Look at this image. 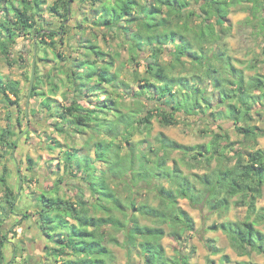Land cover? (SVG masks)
Wrapping results in <instances>:
<instances>
[{"label": "trees", "instance_id": "obj_1", "mask_svg": "<svg viewBox=\"0 0 264 264\" xmlns=\"http://www.w3.org/2000/svg\"><path fill=\"white\" fill-rule=\"evenodd\" d=\"M71 1L54 0L48 6L50 14L62 18L59 29L63 32ZM79 1L90 4L94 24L124 34L129 42V62H138L140 54L146 55L143 72L133 73L140 83L137 90L121 77L125 67L116 65L117 53H106L94 43L84 45L81 58L76 59L77 69L67 75L72 89L88 104L74 99L61 109L50 101L52 95L38 91L42 81L34 66L29 94L42 96L48 111L59 109L55 129L68 136L87 132L92 137L97 133L92 144L86 138L79 149L69 147L63 156L65 169L81 174L78 178L87 185L91 200L83 190L74 200L61 197L58 183L38 196L40 208L35 222L44 237L38 234L37 241L48 240L50 245L43 246L46 258L57 264H111L113 256L107 243L113 242L125 250V264H134L135 258L141 264H196L191 262L190 252L180 250L182 240L195 231L192 216L179 205L182 198L219 216L234 207L244 208L243 218L213 221L206 229L221 230L240 254H264V231L259 227L264 224V207H257L264 188V148L257 147L262 132L253 123L254 115L264 117V73L246 75L226 48L218 49L214 44L222 39L231 7L251 2L256 9L264 4L260 0H194V10L190 0ZM41 2L20 0L15 7L11 0H0V56L7 59L10 46L21 36L37 35L41 40L33 43L36 49L41 44H55L59 32L44 27L38 12ZM260 15L258 27L264 33V14ZM257 66L255 62L247 67ZM207 86H211L210 93ZM124 90L134 98L133 105L117 99ZM56 91L54 86L53 95ZM0 97L8 106V122H14L13 128L8 124L0 132V144L8 152L14 143L8 138L20 127L19 82L0 74ZM183 115H197L210 123L230 122L242 139L231 141L221 125V132L204 144L186 145L164 133L149 137L154 117L170 126L178 124ZM141 125L146 135L134 140ZM174 152L182 155V162L204 163L208 170L185 173L177 159L171 158ZM213 161L216 163L211 166ZM7 168L4 165L0 174L4 188L0 201V264H18L15 250L20 241L18 237L10 240L2 227L7 218L17 214L18 205V192L7 179ZM31 170L28 167L27 173ZM11 226L15 234L21 222ZM115 233H122L123 239L120 241ZM166 236L178 244L173 255H168L163 244ZM206 243L211 254L222 252L214 239ZM228 262L227 255H221L218 264ZM206 264H215V260L208 258Z\"/></svg>", "mask_w": 264, "mask_h": 264}, {"label": "rangeland", "instance_id": "obj_2", "mask_svg": "<svg viewBox=\"0 0 264 264\" xmlns=\"http://www.w3.org/2000/svg\"><path fill=\"white\" fill-rule=\"evenodd\" d=\"M11 1L14 2L15 7L20 4V0ZM53 1L43 0L38 12L46 24L44 27L54 28L59 32L58 36L54 38L55 44L53 46L41 44V47L36 49L33 43L41 40L40 38L37 39V35L21 36L10 46L7 59L0 56V74L2 77L6 80H17L19 82V110L22 112L20 114V127H16L17 134L8 138V140L14 142L13 147L5 152L4 146L0 144V174L3 166L7 165V179L14 192H18V205L15 207L17 214L7 218L5 225L2 226L6 228L3 231L10 240H15L18 237L17 239L21 242L18 241L20 245L16 242L17 250L15 251L18 256V260H16L18 264H50L54 262L52 258H46V253H39L41 259L30 255L39 247L46 252L47 249L43 246L50 245L46 239V241L39 240L40 244L38 246H32V241L39 239V235H41L40 238L44 237L37 229V223L35 222L36 214L40 208L38 196L42 192L51 191L55 187V183H58L60 186L58 194L61 197L74 200L77 198L79 191L83 190L85 197L91 200L87 185L78 178L81 174L75 175V173L67 171L63 156L64 151L69 147L73 146L79 149L86 138H89L91 140L90 144H92L97 137V133L93 132L95 133L92 136L93 138L87 132L74 133L73 136H68L69 134H62L55 129V123L59 121L57 112L62 105H69L74 99L79 100L83 105L88 104L87 99L81 97L78 92L72 89L67 72L77 69L78 60L76 59L81 58L84 45L94 43L106 53H117L115 57L116 65L125 67L121 77L134 89L140 90V83L134 78L133 73L135 70L138 74L143 72L144 57L146 55L140 54V57L137 58L138 62H129L127 60L129 59V42L125 40L124 34L122 35L125 38L118 29L107 30L106 27L94 24L92 21L95 17L93 18L89 12L90 4H80L79 0L71 1V13L68 20L64 22L66 30L63 32L59 29L62 18L50 14L48 11V6ZM190 1L191 8L196 10L197 6L194 0ZM260 1V4H264V0ZM263 7L259 6L255 9L251 2L239 3L231 7L227 18L224 20V31L221 33L222 39L214 43L218 49L226 48L227 54L235 57L236 66L244 69V73L248 76L255 71L264 73V33L258 27L260 14H264ZM10 12L12 15L13 12ZM38 27L40 26L38 25ZM41 38L44 40L43 37ZM45 39L48 42L50 41L49 38ZM56 52H59L61 56L57 57ZM255 62L258 63L256 69L247 67L250 63ZM34 66H36L37 75L41 77L42 81L38 91H42L48 96L52 95L50 101L55 107L59 108H52L54 114L44 107L42 96L35 95L31 97L28 94L30 82L32 76H34ZM51 71L52 74L50 75ZM54 86L57 90L55 95L52 92ZM210 92L211 86H207V93ZM120 93L119 96H116L119 101L125 102L127 105L134 104V98L125 90ZM53 99H56V102L52 101ZM7 110L8 106L0 97V132L8 124L11 128L14 125V122H8ZM24 111L28 114L25 115L26 118ZM253 123L258 125L262 132V135L257 139V147L264 148V117L254 115ZM220 125L224 128L222 130L227 131L231 141H241L242 137L230 122L223 123L218 120L216 123H210L209 120L199 118L197 115L179 116V123L170 126L162 125L159 118L154 117L151 120L149 137L152 139L156 134L164 133L186 145L204 144L211 141L214 133L221 132ZM145 135L146 130L141 125L134 133L133 138L139 140L144 138ZM54 141L59 142V146H56ZM171 158L177 159L182 170L187 174L204 173L208 170L204 163L187 164L182 162V155L178 152H174ZM215 163L213 161L211 166H214ZM28 167H32L31 174L27 173ZM59 178H62V181H59ZM3 194L4 188L0 185V201L3 200ZM179 205L188 211L194 221L195 231L189 238L186 239V236L182 240L180 248L182 252H190L192 263L206 264L208 258H210L215 260V264H218L220 256L227 255L230 264H237L240 261L264 264V254L256 251L249 254H240L231 247L228 238L221 230L206 229V226H209L213 221H221L225 218H243L245 215L244 208L234 207L228 213L219 216L216 213L209 212L204 206H192L187 199H179ZM262 206H264V189L263 195L257 203V207ZM24 215L30 217L25 219L23 218ZM15 221L21 222V226L17 228V235L12 232L13 226H11V223ZM259 227L264 231L263 225L260 224ZM111 231L113 230L110 229ZM115 234L120 241L123 239L122 233ZM209 238L216 241L217 246L222 250L221 253H210L206 245V240ZM163 244L168 255H173L175 248H178V244L169 236L164 237ZM107 246L112 251L113 263L111 264H125L127 262L125 250L122 247L113 242H108ZM10 257V250H8V258ZM133 262L134 264H141V260L138 258H135Z\"/></svg>", "mask_w": 264, "mask_h": 264}, {"label": "crops", "instance_id": "obj_3", "mask_svg": "<svg viewBox=\"0 0 264 264\" xmlns=\"http://www.w3.org/2000/svg\"><path fill=\"white\" fill-rule=\"evenodd\" d=\"M264 189V188H263ZM262 195H263V193H262ZM262 197V196H261ZM260 197V198H261ZM259 198V199H260ZM258 203V202H257ZM262 207H264V206H262ZM259 208V207H258ZM261 225H263L264 226V224H261ZM33 243H32V246H38L39 244H40V242H39V240L37 241V240H33L32 241ZM37 250H38V252H37ZM37 250L36 251H34V253H31L30 255H32L34 258L36 257L37 259H41V255H39V253L40 254H42V253H44L45 254V250H42L40 247L39 248H37ZM44 251V252H43ZM257 263V262H256Z\"/></svg>", "mask_w": 264, "mask_h": 264}, {"label": "water", "instance_id": "obj_4", "mask_svg": "<svg viewBox=\"0 0 264 264\" xmlns=\"http://www.w3.org/2000/svg\"><path fill=\"white\" fill-rule=\"evenodd\" d=\"M28 94H29V92H28Z\"/></svg>", "mask_w": 264, "mask_h": 264}]
</instances>
